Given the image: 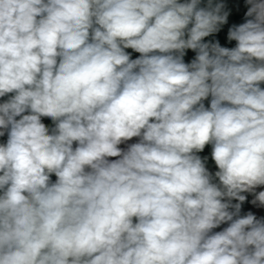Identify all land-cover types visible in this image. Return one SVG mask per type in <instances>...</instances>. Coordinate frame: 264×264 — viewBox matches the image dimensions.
Returning <instances> with one entry per match:
<instances>
[{
	"label": "clouds",
	"instance_id": "9594fccd",
	"mask_svg": "<svg viewBox=\"0 0 264 264\" xmlns=\"http://www.w3.org/2000/svg\"><path fill=\"white\" fill-rule=\"evenodd\" d=\"M245 3L228 48L204 41L222 0H0V264H264V216L241 214L242 193L264 208V0Z\"/></svg>",
	"mask_w": 264,
	"mask_h": 264
},
{
	"label": "crops",
	"instance_id": "0c3cea01",
	"mask_svg": "<svg viewBox=\"0 0 264 264\" xmlns=\"http://www.w3.org/2000/svg\"><path fill=\"white\" fill-rule=\"evenodd\" d=\"M219 2V0H217ZM222 2L225 4V11L229 12L228 20L227 23L222 25L220 28V31L217 33H214L208 37L204 38L205 42L208 41H219L222 47H228L232 48L235 47L236 42L235 41H229L227 39V34H228V29L232 27L233 25H239L245 21V13L247 12V5L245 3V0H222ZM203 6V4L201 5ZM126 52H129L131 54V58L135 59L137 58L140 54L134 52L132 49H125ZM196 53L193 52L192 50H186V54L184 57V60L186 63L191 62L192 59H194ZM262 88H264V84L261 85ZM11 95L13 94H8L5 97H0V103L5 102ZM210 99L209 97L207 100L203 101L206 107L210 106ZM24 114H29L28 112ZM19 119V117H17ZM42 123H44L50 130L54 127L53 121L51 118L48 117H42L41 118ZM7 140V134L3 137H0V143H6ZM138 138H133L132 140L128 141L127 143H135L137 142ZM75 147V143H74ZM121 148H125L126 144H121L119 145ZM211 152H212V146L211 145H206L205 149L203 152L198 153L202 158L203 157H208V160L206 162V167L209 169L210 172H215L218 169L216 168V165L214 161L211 159ZM109 159H116V158H109ZM53 181H55L56 177L53 175L51 177ZM259 191H264V186H259L256 189V192ZM247 197V200L243 203L242 208H241V214H245L248 211H252L257 217L264 216V208H258L254 205L251 204V200L254 199V195L252 193H242ZM235 203V201H233ZM227 224H223L220 226V228L214 229V231H219L222 230L223 227H226Z\"/></svg>",
	"mask_w": 264,
	"mask_h": 264
}]
</instances>
